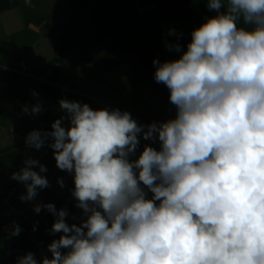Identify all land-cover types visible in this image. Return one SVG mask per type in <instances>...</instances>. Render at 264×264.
<instances>
[{
  "label": "clouds",
  "instance_id": "obj_1",
  "mask_svg": "<svg viewBox=\"0 0 264 264\" xmlns=\"http://www.w3.org/2000/svg\"><path fill=\"white\" fill-rule=\"evenodd\" d=\"M206 7L214 14L191 31L186 49L183 34L169 29L177 41L165 47L178 58L153 59L173 118L142 125L128 111L60 99L64 115L52 131L26 135L28 147L47 143L72 175L82 218L69 224L67 208L35 203V213L54 217L50 234L61 235L47 245L51 258L29 251L15 264H264V0ZM141 138L158 149L145 144L137 155ZM46 172L26 158L12 173L26 189L22 201L50 186ZM21 231L13 222L10 236Z\"/></svg>",
  "mask_w": 264,
  "mask_h": 264
},
{
  "label": "trees",
  "instance_id": "obj_2",
  "mask_svg": "<svg viewBox=\"0 0 264 264\" xmlns=\"http://www.w3.org/2000/svg\"><path fill=\"white\" fill-rule=\"evenodd\" d=\"M56 1L64 13L62 16L65 17L58 18L61 20L54 24L52 22L55 21L50 20L44 8L48 0H30V3L26 0H0V14L19 9L26 26L22 31L28 30L32 34L43 32L45 37L54 42L56 54L49 61L51 68L49 78L55 83L61 80L66 70L77 65L96 62L97 75L123 69L129 64L130 53L137 47L138 40H144L151 46V53L156 59L160 61L176 59L180 53L169 51L165 47L166 40L177 41L175 35H168L169 29H175L177 33L183 34L179 43L186 49L191 31L214 14L206 7V0ZM22 59L18 58V63ZM18 68L21 69L19 65ZM12 72L18 73L14 70ZM35 102L43 103V100L36 98ZM10 108H0V139L4 135L6 121L11 119L6 116ZM56 109L52 108L46 114H36L34 116L36 125L46 131H52L51 124L64 115L62 111L58 117L51 115L50 112L53 113ZM14 125L16 123H13ZM145 144H151V141L141 138L137 155ZM47 148V143L39 150L30 148L25 144V139L21 143L0 146V228H4L5 225L12 226L15 222L22 229L19 235L11 238L13 241L9 244L6 243L11 239L5 243L1 237L4 234H0V264H15L19 256L29 251L35 254L37 260L43 255L51 258L47 245L61 235L50 234L54 223L51 213L46 211L35 222L23 215L15 216L9 204L11 193L19 184L11 178L12 173L19 171L26 158L39 159ZM73 187L72 180L52 203L57 209H68L69 217L66 218V222L79 224L82 210L75 206L76 201L71 195ZM73 216L77 219L73 220Z\"/></svg>",
  "mask_w": 264,
  "mask_h": 264
},
{
  "label": "rangeland",
  "instance_id": "obj_3",
  "mask_svg": "<svg viewBox=\"0 0 264 264\" xmlns=\"http://www.w3.org/2000/svg\"><path fill=\"white\" fill-rule=\"evenodd\" d=\"M48 1L44 8L51 18L49 19L55 21L52 22L55 24L65 16H62L64 13L56 0ZM25 28L19 9L15 8L0 14V108L11 107L6 116L19 126L18 129L24 126L23 130L26 132L33 129L40 130L34 118L36 114H26L22 108H19L20 103L35 102L36 98L42 99L43 104L47 106L39 114L48 113L47 108H60L59 100L68 99L87 103L94 110L118 108L121 111H130L133 119L142 125H146V120L149 124L174 117L175 108L169 102V90L164 84L157 83L153 79L155 71L153 59L156 57L151 53V46L146 41L138 40L137 47L132 51V63L129 68L124 67L114 72L97 75L96 62L77 65L66 70L61 80L55 83L49 78L51 73L49 61L56 54L54 42L45 37L43 32L32 34L28 30L22 31ZM20 57L28 65L23 73H19L18 68L17 60ZM12 69L18 73L12 72ZM33 91L39 95L33 96ZM8 134L5 140L7 143L18 138L14 133L8 132ZM150 145L157 149L159 147L158 141L151 142ZM37 160L46 166L47 172L42 175L49 180L50 186L38 190L34 201H22L19 197L26 189L23 183L19 182L9 199L15 216L23 215L35 222L47 210L42 209L37 214L33 211V205L52 203L73 180L71 174L56 166L51 148L48 147L46 154L43 153ZM34 170L38 171V169ZM58 179H63V188L57 183ZM11 228L12 226L4 228V236L1 237L5 243L13 237L10 236ZM12 241L13 239L6 244Z\"/></svg>",
  "mask_w": 264,
  "mask_h": 264
},
{
  "label": "crops",
  "instance_id": "obj_4",
  "mask_svg": "<svg viewBox=\"0 0 264 264\" xmlns=\"http://www.w3.org/2000/svg\"><path fill=\"white\" fill-rule=\"evenodd\" d=\"M134 51V50H133ZM21 61H24L23 59L21 60ZM25 62V61H24ZM132 63V51H131V53H130V62H129V64L126 66V67H130L129 65ZM25 66H26V68L28 67V65H27V63L25 62ZM125 67V68H126ZM25 68V69H26ZM128 68L126 69V70H128ZM19 73H21V72H19ZM169 92V91H168ZM36 102H31V101H29V102H26V103H20V108H22V106L23 105H25V104H27V105H32V104H35ZM42 105H43V109H45V107H47L45 104H43V103H41ZM48 110H50V108H47ZM54 109H56V108H54ZM62 110L58 107V109H56V110H54L53 111V113H55V112H58L59 114H60V112H61ZM63 112V111H62ZM53 113H50L51 115H53V116H57L58 117V115L59 114H53ZM129 113H130V111H129ZM39 114V113H38ZM43 114H46V112H44ZM40 115H41V113H40ZM146 120V119H145ZM160 120V119H159ZM12 123V120L11 119H8L7 121H6V124H5V126H4V128H3V132H4V135H3V137L0 139V146H4V147H6V146H8L9 144H13V143H18V142H22L24 139H25V137H26V135L29 133V132H26V131H24L23 129H24V127H21L20 129H18L19 128V126L18 125H14V126H16L17 128H15L14 126H13V123L12 124H10V123ZM65 123H67L66 121H65ZM140 124V123H139ZM145 124L147 125V120L145 121ZM39 129L41 130V131H44V129L42 128V127H39ZM8 132H10V133H14V134H16L15 135V137H17L18 136V138L17 139H15L13 142H6L5 140H6V137L7 136H9V134H8ZM4 143H6V144H4ZM47 150H48V148L45 150V154H46V152H47ZM6 226H11V225H5V227ZM4 227V228H5ZM4 228H0V234H2L3 233V231H4ZM3 235V234H2Z\"/></svg>",
  "mask_w": 264,
  "mask_h": 264
},
{
  "label": "built area",
  "instance_id": "obj_5",
  "mask_svg": "<svg viewBox=\"0 0 264 264\" xmlns=\"http://www.w3.org/2000/svg\"><path fill=\"white\" fill-rule=\"evenodd\" d=\"M18 65L22 70L25 68V63L23 61H20Z\"/></svg>",
  "mask_w": 264,
  "mask_h": 264
}]
</instances>
